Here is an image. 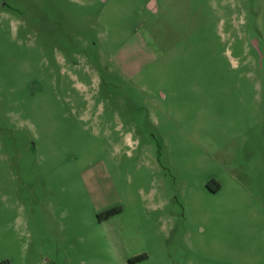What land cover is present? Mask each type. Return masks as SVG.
Masks as SVG:
<instances>
[{"label":"rangeland","instance_id":"1","mask_svg":"<svg viewBox=\"0 0 264 264\" xmlns=\"http://www.w3.org/2000/svg\"><path fill=\"white\" fill-rule=\"evenodd\" d=\"M0 264H264V0H0Z\"/></svg>","mask_w":264,"mask_h":264},{"label":"crops","instance_id":"2","mask_svg":"<svg viewBox=\"0 0 264 264\" xmlns=\"http://www.w3.org/2000/svg\"><path fill=\"white\" fill-rule=\"evenodd\" d=\"M154 2H155V1H154ZM154 9H155V10H157V4H156V2H155V6H154Z\"/></svg>","mask_w":264,"mask_h":264},{"label":"water","instance_id":"3","mask_svg":"<svg viewBox=\"0 0 264 264\" xmlns=\"http://www.w3.org/2000/svg\"><path fill=\"white\" fill-rule=\"evenodd\" d=\"M152 6H153V5H152ZM151 9H152V10H155V9H154V6H153Z\"/></svg>","mask_w":264,"mask_h":264}]
</instances>
